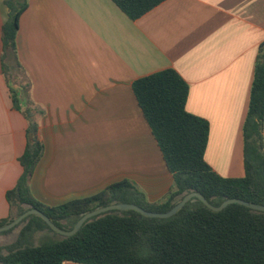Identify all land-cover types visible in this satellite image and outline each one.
<instances>
[{"label":"crops","instance_id":"0c3cea01","mask_svg":"<svg viewBox=\"0 0 264 264\" xmlns=\"http://www.w3.org/2000/svg\"><path fill=\"white\" fill-rule=\"evenodd\" d=\"M7 18L0 0V219L9 214L5 193L22 173L27 142L9 86L22 107L42 112L44 150L29 188L46 205L122 180L150 202L166 195L172 175L132 91L134 80L165 69L186 82L187 112L209 124L205 161L221 176L244 175L242 126L264 44V0H164L136 20L111 0H28L16 58L6 59L24 79L18 85L1 62Z\"/></svg>","mask_w":264,"mask_h":264},{"label":"trees","instance_id":"16d2710c","mask_svg":"<svg viewBox=\"0 0 264 264\" xmlns=\"http://www.w3.org/2000/svg\"><path fill=\"white\" fill-rule=\"evenodd\" d=\"M111 1L136 20L164 0ZM4 3L8 18L1 28V62L7 73L10 66L6 59L16 58L19 17L28 0ZM9 90L13 108L27 120V142L18 158L22 173L5 193L9 214L0 219V227L36 209L57 227L69 231L81 216L105 206L131 203L163 213L191 192L201 194L213 206L232 198L264 205V44L259 47L242 126L244 175L239 178L221 176L205 161L209 124L185 109L188 86L175 70H161L133 81L137 104L173 179L171 189L155 202L148 201L143 190L129 180L57 206L37 200L29 180L44 150L38 136V116L42 112L22 107L19 92L12 86ZM19 226L16 239L0 246V264H264V212L240 204H229L215 212L192 198L169 218L111 210L89 218L69 237L52 231L38 215H29L0 235ZM42 231L59 238L32 244L33 235Z\"/></svg>","mask_w":264,"mask_h":264},{"label":"water","instance_id":"95a60500","mask_svg":"<svg viewBox=\"0 0 264 264\" xmlns=\"http://www.w3.org/2000/svg\"><path fill=\"white\" fill-rule=\"evenodd\" d=\"M192 198L199 199L207 208H209L210 210L215 211V212L223 210L229 204H240V205H243V206H245L249 209H252L254 211L264 212V205L249 203L247 201H244L241 199H234V198L226 199L220 205L213 206L209 202H207V200L201 194H199L197 192H191L189 194H186L182 198V200H180L172 209H170L167 212H163V213L146 211V210L142 209L141 207H138L137 205L131 204V203H119V204H113V205L105 206V207L93 210V211L86 213L83 216H81L78 219V221L75 223L73 228L69 231L62 230L59 227H57L56 225H54L49 220V218L46 215H44L42 212H40L39 210L29 209V210L25 211L23 214H21L18 218H16L11 223H8L7 225L0 227V232L7 231V230L13 228L14 226H16L18 223H20L24 218H26L29 215H38L39 217H41L43 219V221L50 227V229L52 231H54L55 233H57L63 237H69V236L74 235L79 230V228L83 225V223L86 220H88L89 218H91L93 216H97V215L105 213V212H108V211H111V210H119V211L134 210V211H136V212H138V213H140L146 217L169 218V217L173 216L180 208H182Z\"/></svg>","mask_w":264,"mask_h":264},{"label":"rangeland","instance_id":"374dc122","mask_svg":"<svg viewBox=\"0 0 264 264\" xmlns=\"http://www.w3.org/2000/svg\"><path fill=\"white\" fill-rule=\"evenodd\" d=\"M9 61H11V60H8L6 62L7 65H9ZM12 65L10 66V68L13 67ZM7 76L9 78V80L11 81V83L14 84V85H18V84H20L24 80L21 77V74L19 73V71L15 70V69L13 71H11V72L9 71L8 74H7ZM19 230H20V226L14 228L8 234L0 235V239H2V238L5 239L4 242L0 243V246L6 245V243H8V242H12L17 237ZM55 238H59V237L56 236L55 234L49 232V231L38 232V233H35L33 235L32 244H40V243H43V242H48V241L54 240Z\"/></svg>","mask_w":264,"mask_h":264}]
</instances>
